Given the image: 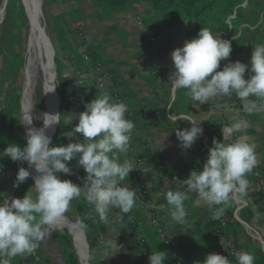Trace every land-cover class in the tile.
Listing matches in <instances>:
<instances>
[{"label": "crops", "instance_id": "0c3cea01", "mask_svg": "<svg viewBox=\"0 0 264 264\" xmlns=\"http://www.w3.org/2000/svg\"><path fill=\"white\" fill-rule=\"evenodd\" d=\"M93 27L95 40L88 48L92 58L91 63H99L106 69L115 90L122 94L124 103L129 107L126 118L135 124L129 150L127 154L120 153L119 159L120 162L126 158L130 159L138 168L129 173L127 186L135 189L139 197L137 205L130 213L123 214L119 209L113 208L107 224L100 222L92 207L85 199L80 198L83 220L87 225L85 239L94 263L148 264L139 256L138 235L146 240L150 253L156 250L165 251L168 254L158 241L154 227L145 220V214L141 209L143 199L138 188L140 180L144 182L148 191V208L162 224L166 237L172 242V247L181 264L202 262L210 253L223 255L221 244L214 238L209 208L203 202L197 203L198 197L195 194L190 195L185 202L186 223L176 225L170 220L164 197L161 195L157 198V193L183 190L175 178H186L190 171L194 170L193 166L202 170L208 149L212 146V140L223 139L220 122H224L225 125L234 118H243L248 121V127L243 135L255 145L257 165L246 177L249 182L246 195L238 194L246 201L247 206L240 212L241 221L234 225L235 252L248 251L255 256L254 264H264V112L246 114L242 110L241 102L234 94L232 97H222L200 105L190 98L186 89L172 88L168 81L170 72L174 70L170 53L175 48L183 46L185 38L182 29L164 33L166 36H175L176 43L166 45L165 42H161L163 68L162 80L158 82L151 76L155 58L148 42L149 35L136 30L132 17L108 24H97ZM230 28L232 29H228L227 32L219 33L222 39H231L232 46L228 60L221 61L220 67L222 68L229 61H240L248 65L253 46L264 43V0L247 2L246 7H241L235 16ZM68 44L70 50L76 49L77 60L85 69L83 73L86 74L90 64L83 62L79 56V49L83 44L80 36L73 33ZM60 62L62 64L61 88L67 95L65 115L79 113L81 107L100 92L92 84L85 90H80V101H75L72 94L76 92L77 85L72 77L78 67L76 62L69 61L65 55H61ZM248 75L246 72V79ZM252 99L255 98L252 97ZM217 105L226 107H217ZM189 117L197 124L201 123L203 133L198 136L191 148L183 150L179 147L175 129L190 127ZM76 123V120H72L69 123L70 129ZM237 135L240 134H234L233 139ZM77 136L79 137V134ZM63 138L66 145L68 139L65 136ZM159 147L163 149H156ZM140 162L153 171L145 173L140 170ZM72 167L78 174V185H82V178L86 175L83 167L79 166L76 160H73ZM58 175L61 180H65L63 173ZM71 181L74 183L73 178ZM13 182L14 174L10 169L0 168V195L4 194L8 199L22 198L27 190L22 187L17 192L18 187L14 188ZM234 207L232 202L225 212L230 215ZM133 221L135 222L132 224ZM136 223L140 226L137 227ZM114 237L117 244L123 246L122 250L114 256L106 257L103 254V241ZM51 238L56 242L53 234ZM45 239L34 253L14 257L10 264H44V262L57 264L52 259V255L47 254ZM56 244L58 246L57 242ZM58 264L61 263L58 262ZM164 264H174L169 254ZM232 264H236L235 256Z\"/></svg>", "mask_w": 264, "mask_h": 264}, {"label": "clouds", "instance_id": "9594fccd", "mask_svg": "<svg viewBox=\"0 0 264 264\" xmlns=\"http://www.w3.org/2000/svg\"><path fill=\"white\" fill-rule=\"evenodd\" d=\"M231 51L229 40L201 27L195 38L171 51L174 70L168 81L175 90L186 89L190 98L200 105L234 94L246 114L264 112V43L253 46L248 65L229 61L221 68L220 62L228 60ZM246 72L249 74L247 79ZM84 109L63 116L64 124L77 121L63 133L68 139L66 145H53L46 134L47 129L60 124L59 114H45L48 119L43 120L41 128L31 127L33 118L30 116L22 122L26 126L22 148L10 143L4 149L3 156L14 162H26L39 175L33 178L32 189L22 198L8 199L6 195H0V264H10L14 257L34 253L51 235L50 230L64 219L73 200L85 199L99 221L105 224L109 223L113 208L127 214L137 205V192L128 187L127 182L129 173L138 168L130 159L123 162L119 159L120 153L127 154L135 128L134 122L126 118L128 105L115 101L107 92H100L84 104ZM188 124L191 125L188 128L175 129L179 147L183 150L191 148L203 133L201 123L197 124L189 117ZM247 127L248 121L243 118H234L222 126L223 139L212 140L202 170L194 169L184 179L175 178L183 190L157 193V198L164 197L174 224L186 223L185 202L192 194L198 197L197 203L203 202L209 209L219 206L213 212V219L224 215L234 195H246L249 183L246 177L257 165L255 145L243 135ZM234 134L240 135L233 139ZM73 160L86 173L82 185L59 178V173L73 174L70 166ZM140 164L139 169L143 172L153 171ZM30 175L27 168L19 167L13 187L24 183ZM78 226L87 227L83 220L78 221ZM115 237L103 241L106 257L122 250L123 246L117 244ZM167 255L165 251L155 250L149 256V264H164ZM234 255L236 264L255 262V256L248 251H237ZM195 264H232V261L224 255L210 253Z\"/></svg>", "mask_w": 264, "mask_h": 264}, {"label": "trees", "instance_id": "16d2710c", "mask_svg": "<svg viewBox=\"0 0 264 264\" xmlns=\"http://www.w3.org/2000/svg\"><path fill=\"white\" fill-rule=\"evenodd\" d=\"M15 1L16 0L11 1V4L7 8L9 13ZM244 1L245 0H52V3L54 2L52 7L56 8V18L60 28H66V24L71 21H88V26L83 28V32L90 41L95 40L93 35V31L95 30L93 27L94 25L108 24L126 17H132L133 19L135 16H140L143 21L142 33L158 38L160 42H165L166 45H171L176 43L175 36H166L164 33H168L174 29L183 30L185 41L195 38L201 27L209 28L213 33L227 32L229 26H232V21L241 9V5ZM249 1L250 0H247V2ZM230 16L233 17L229 18ZM71 30V33H77V30L74 28V23L71 24ZM57 32L58 30H56V28L53 29L50 35V42L54 53L56 73L59 74L62 69V64L60 62L61 55H65L69 61H74V58L71 59L70 56L72 55L78 58V54L76 49L70 50L71 48L67 38L63 40L64 36L61 35L60 31L59 33ZM21 54L22 52L20 55ZM20 68L19 65L16 66L15 74L18 71L21 72L22 81L23 72ZM89 73H87V76H89ZM90 85H92V82L90 78L87 77V82L79 88L83 91V89L85 90V88ZM19 100L20 95L15 94V99L12 104L6 105L3 108L0 107V168L10 167V158L3 156V151L8 144L19 142L21 137ZM66 109L67 95L62 89L60 104L58 106L60 124L58 130L51 138L53 145H65L63 133L70 130L69 124H64L63 116L65 115ZM72 162L73 161L70 162V166L73 174L70 176L64 174L67 180H71L74 175ZM29 185L30 183H28V186ZM31 186L33 187L32 184ZM72 202L74 203L75 213L72 219L70 217L67 218L78 225V221L83 220V208L80 204V199L73 200ZM235 224L236 222H230L226 229V232L229 233L233 239ZM56 229L58 231L53 233V238L58 243L65 264H79L73 250L71 238L65 233V228L58 226ZM81 230L86 234V229L81 228ZM214 238L218 241L215 234ZM77 241L80 242L78 238ZM87 250L88 249L85 248V251ZM84 258L87 261L86 253L84 254ZM44 264L49 263L44 262Z\"/></svg>", "mask_w": 264, "mask_h": 264}, {"label": "rangeland", "instance_id": "374dc122", "mask_svg": "<svg viewBox=\"0 0 264 264\" xmlns=\"http://www.w3.org/2000/svg\"><path fill=\"white\" fill-rule=\"evenodd\" d=\"M11 1L13 0H4V7H5V14L3 17V20L0 24V107L3 108L6 105H10L13 103V100L15 99V94H19L21 97L22 94V89H23V78L22 77V81H21V72H16L15 74V69L16 66L19 65V67H21L20 69L22 70V66H23V49H24V42H25V38L27 37V30H28V22L26 19V13L24 11V8L21 5V0H16L13 8L11 10V12L9 13L7 8L8 6L11 4ZM55 2V1H54ZM53 2V3H54ZM2 3V0H0V5ZM52 0H41V9H42V15H43V24L45 26L46 29V34L48 36V38H50V35L52 34L53 29L56 28V30H58L57 33H59V31L61 32V35H63V40H65V38H67L68 42L70 39V36L73 34L71 33V24L75 23V21H71L68 22L66 24V28H60V25H58V20L56 18V8L52 7ZM81 3V2H80ZM72 4V3H69ZM22 12V15H21ZM20 13V14H18ZM88 22V21H86ZM75 34V33H74ZM81 38V37H80ZM81 41L83 42V44L80 46L81 49H87L89 48V46L92 44V41L88 40L87 38H81ZM22 52V54L20 55V53ZM90 52V51H88ZM51 59L53 61L54 67H55V88L58 98L60 97L61 91H62V85H61V72L59 74L56 73V65L54 62V57L52 56L51 53ZM74 61L76 62V66L78 67V70H81V73H85V69H83L81 67L80 62L77 60L76 57H74ZM18 62V63H17ZM53 66V65H52ZM23 72V70H22ZM76 70L73 72V77L76 80V75H75ZM90 71H88L87 73H89ZM86 73V74H87ZM15 74V77H14ZM61 79V80H60ZM53 85H54V81H53ZM77 85V83H76ZM60 99V98H59ZM56 96L53 97V106L54 109L56 108ZM19 104H20V130H21V137L19 142H16L15 144L19 145L21 148L24 146L25 144V135L24 132L22 130V126H21V103L19 100ZM45 109H46V103H45V99L42 95V92L40 90L39 87H37L36 90V101H35V107H34V124L36 126V128H39L42 125L44 116H45ZM57 112H58V108H57ZM41 121V122H40ZM40 123V124H39ZM53 127V126H52ZM51 127V129H52ZM51 129L49 131H51ZM51 133V132H50ZM10 167V171L12 174H14V180L18 171L19 167H25L29 170V165L26 162H14L10 159V163H9ZM30 171V170H29ZM31 175L30 177L22 184H20L18 186V189H16L17 192H19V189H22V187L25 190H30L31 189V184L33 185V182L31 180ZM60 178V176H59ZM28 183H30V185L28 186ZM31 186V187H30ZM72 212H75L74 209V203H71V207L68 210V212L65 213L66 218L70 217L71 219L73 218L74 214ZM68 221L76 224L75 222L71 221L70 219L67 218ZM64 227L62 224L57 225L56 227ZM51 234L57 232V229H52L50 230ZM66 233V232H65ZM78 234V232H77ZM71 238V242H72V237ZM76 238H78L80 240L79 243V251H82V254L84 256L85 254V249H84V245H83V241L82 238L80 237V235L78 234L76 236ZM46 243H47V254L48 255H52V259L54 261L60 262L61 264H65L63 257H62V252L59 248V246H57L56 242L53 241V239L51 238V235L49 237H47V239H45ZM85 248L88 249V245L87 242L85 243ZM54 253V254H53ZM87 262L89 264H95L94 261L92 260L91 256H90V252L89 250L87 251ZM59 260V261H58ZM64 262V263H63Z\"/></svg>", "mask_w": 264, "mask_h": 264}, {"label": "built area", "instance_id": "2783aa9c", "mask_svg": "<svg viewBox=\"0 0 264 264\" xmlns=\"http://www.w3.org/2000/svg\"><path fill=\"white\" fill-rule=\"evenodd\" d=\"M246 4H247V0L244 1L241 7H246ZM231 17L233 16H230L229 18ZM133 22H134L136 30L138 32H142L143 31V21L141 17L135 16L133 18ZM87 26H88L87 22H75L74 28L77 30L76 34H78L81 38H87L85 33L83 32V28ZM230 29L231 28L229 26V30ZM228 40L231 41V39H228ZM148 42L151 47L152 54L155 58V65L151 72V76L156 81L160 82L162 80L161 71H162L163 66H162L161 58H162V53H163V46L158 38H155L152 36L148 37ZM79 56L81 57L83 62L90 64V69H89L90 73H89V76H87V74L81 73V71L76 69L75 75H76L77 88H76V92L72 94L74 100L78 102L80 101V96H81L80 90L81 89L79 87L84 85L87 82V77H89L92 84L99 92L110 93V96L113 97L115 101L124 102V97L122 96V94H120L119 92L115 90V87L112 84L111 79L106 69L99 63H91L92 58H91L90 52H88L87 49L80 48ZM70 58L73 59L74 56L71 55ZM80 110L82 112L85 109L84 107H81ZM220 126L221 127L224 126V122L221 121ZM193 169L199 170L197 166H193ZM72 178L74 180V183L78 185V180H77L78 174L76 172H74V175ZM263 184H264V181H263ZM138 188H139V191L143 199L141 209L145 214V220L149 221L150 224L154 227L158 241L160 242L161 246L166 249L173 263L181 264L177 258L175 250L172 247V242L170 241V239L166 237L162 224L153 216V214L150 212L148 208L149 207V202L147 200L148 191L143 181L140 180L138 182ZM233 204L235 205L233 212L230 215H228V213L225 212L224 215L219 219H213V212L219 206H213V208L209 209V217L213 223V233L217 236L218 241L220 242L223 248V255L228 257L230 261H233L234 259L236 244L232 236L226 232V229L228 228V224L230 222H240L241 221L240 212L247 206L246 201L243 198H241L238 194L234 195ZM134 222L135 221H133L132 224ZM136 225L137 227L140 226V224L138 223H136ZM137 243L140 246L139 256L149 264V256L151 253L148 251L146 240L142 236L138 235Z\"/></svg>", "mask_w": 264, "mask_h": 264}, {"label": "bare ground", "instance_id": "6f19581e", "mask_svg": "<svg viewBox=\"0 0 264 264\" xmlns=\"http://www.w3.org/2000/svg\"><path fill=\"white\" fill-rule=\"evenodd\" d=\"M21 5L24 8L26 13V19L28 22V30L27 37L25 38V46L23 49V89L20 97L21 103V121L24 122L26 118L29 116L33 118L31 127H35L34 124V107L36 101V90L37 87L40 88L42 95L45 99L46 109L45 114L56 115L57 112V104L54 109L53 106V97L56 96L57 93L55 88V77L53 76V67L51 62V50L48 45V36L46 34V29L43 24V15L41 9V0H21ZM5 14L4 0L0 5V24L3 20ZM54 65V64H53ZM54 81V85H53ZM54 87V89H53ZM46 120L48 117L45 115ZM41 122V121H40ZM40 124V123H39ZM22 130L25 135L26 126L21 123ZM56 124L46 130V134L49 135L50 132L54 130ZM51 129V131H49ZM30 173L32 179L39 175L35 171L34 168H30ZM59 223H61L66 232L72 237V244L75 248V251L78 254V258L80 264H89L83 254L82 251H79V243L77 241V232L81 236L79 228L76 224L67 220L66 217L62 219ZM59 225V224H58ZM56 229V227H55ZM83 241V239H82ZM83 247L85 249V242L83 241ZM87 253V251H85ZM54 254V253H53ZM59 261V260H58ZM64 263V262H63Z\"/></svg>", "mask_w": 264, "mask_h": 264}, {"label": "water", "instance_id": "95a60500", "mask_svg": "<svg viewBox=\"0 0 264 264\" xmlns=\"http://www.w3.org/2000/svg\"><path fill=\"white\" fill-rule=\"evenodd\" d=\"M48 38V37H47ZM48 41V45H49V47H50V50H51V53H52V56L54 57V53H53V49H52V45H51V42H50V38H48L47 39ZM51 62H52V65H53V61H52V59H51ZM54 66V65H53ZM54 69H53V71H54V73H53V76L55 77V67H53ZM58 96V95H57ZM60 98V97H59ZM58 97H57V107L59 106V104H60V99H59ZM43 120H46V118H45V116H44V119ZM41 127H43V122H42V125L39 127V128H41ZM58 127H59V124H56V127L54 128V130L49 134V136L52 138L53 136H54V134L56 133V131L58 130ZM31 180H32V178H31ZM32 182H33V180H32ZM76 226L79 228V231H80V233H81V236H82V239H83V241L86 243V239H85V234H84V232L81 230V228L76 224ZM66 234L68 235V236H70L67 232H66ZM72 243V242H71ZM88 245V244H87ZM72 246H73V244H72ZM88 249H89V247H88ZM73 250H74V252H75V254H76V257H77V260H78V262H79V264H80V261H79V258H78V254H77V252L75 251V248H74V246H73Z\"/></svg>", "mask_w": 264, "mask_h": 264}]
</instances>
